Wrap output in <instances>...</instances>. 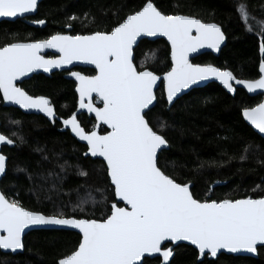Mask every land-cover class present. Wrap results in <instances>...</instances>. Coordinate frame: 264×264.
I'll list each match as a JSON object with an SVG mask.
<instances>
[{
  "label": "snow or ice",
  "instance_id": "obj_1",
  "mask_svg": "<svg viewBox=\"0 0 264 264\" xmlns=\"http://www.w3.org/2000/svg\"><path fill=\"white\" fill-rule=\"evenodd\" d=\"M37 5L38 0H0V17L23 15L34 11ZM236 11L249 25L248 31H253L247 5L239 3ZM72 19L76 17H69ZM157 34L166 37L171 45L172 66L163 74L169 103L182 89L209 77H214L228 92L234 91V84L242 85L250 93L264 90V59L260 61L257 79H238L227 68L190 63L189 54L197 49L207 46L215 50L220 46L225 40L221 27L191 15L164 14L153 0H146L110 31L97 30L84 35L56 32L46 39L0 46L3 101L25 110L36 109L53 121L56 115L49 99L29 95L15 82L35 69L48 72L74 61L94 66V75L78 71L69 75L76 79L78 109L93 113L96 124L86 131L76 112L61 122L80 141L86 142V155L103 158L118 198L106 218L77 219L63 213L44 215L28 210L18 199H9L0 192V249H22L23 231L42 225L79 230L78 246L62 256L58 264H143L145 254L157 253L164 264H170L174 253L172 248L163 247L166 241H188L202 255L213 257L221 249L255 253L257 245L264 246V196L200 201L193 197L190 182L179 183L158 166V151L168 141L150 126L145 110L155 100L153 86L159 77L147 68L138 70L133 62L137 37ZM259 35L260 52L264 53V26ZM44 49H55L59 55L46 58L41 55ZM243 116L264 133V102L244 108ZM101 125L108 129L103 135L97 131ZM164 127L161 122L160 128ZM0 143L13 145L15 141L0 133ZM6 159L0 154V175L6 171ZM77 207L83 211L82 204Z\"/></svg>",
  "mask_w": 264,
  "mask_h": 264
},
{
  "label": "trees",
  "instance_id": "obj_2",
  "mask_svg": "<svg viewBox=\"0 0 264 264\" xmlns=\"http://www.w3.org/2000/svg\"><path fill=\"white\" fill-rule=\"evenodd\" d=\"M146 0H44L34 16L44 20L35 28L24 20L0 22V46L13 42L46 39L56 33L69 35L110 31ZM164 14H184L221 26L226 45L219 56L203 54L196 64L227 68L238 79H257L264 53L259 30L264 22V0H153ZM247 5L250 25L236 11ZM87 14V15H86ZM69 17L76 19L69 20ZM70 24L71 27H65ZM50 55H47L49 57ZM154 56V58H153ZM138 70L147 68L157 75L170 69L169 48L165 41L143 40L134 49ZM85 75L92 70L79 69ZM29 95L45 96L53 106L56 119L44 113L26 114L3 108L0 96V133L15 141L13 148H2L7 157L0 191L18 199L28 210L44 215L63 213L65 217L101 219L110 214L115 202L114 189L102 161L86 155L87 148L77 143L62 124L75 110L74 83L61 74L37 75L20 85ZM156 106L146 114L153 130L168 141V149L158 155V166L179 183H191L195 199H253L264 196V139L248 127L241 117L246 107H254L261 96L249 97L237 89L234 96L216 84L192 90L167 109L162 85L156 91ZM86 130L94 125L85 115L77 117ZM17 121L18 123H13ZM161 122L165 127L160 128ZM100 128V132H105ZM15 133V135H13ZM81 172L86 175H80ZM99 189V191H98ZM93 200L95 202H93ZM82 204L83 211L77 205ZM80 237L63 230H39L24 238V252H0V264H58V260L78 246ZM197 252L186 245L174 249L170 264H264V247L258 258L221 254L216 260L197 263ZM159 258L143 264H159Z\"/></svg>",
  "mask_w": 264,
  "mask_h": 264
},
{
  "label": "water",
  "instance_id": "obj_3",
  "mask_svg": "<svg viewBox=\"0 0 264 264\" xmlns=\"http://www.w3.org/2000/svg\"><path fill=\"white\" fill-rule=\"evenodd\" d=\"M44 1V0H38V5H37V8L32 11V12H29V13H26V14H23V15H18L16 17H0V22H15L16 20H23V19H26V18H32L36 15L37 13V9H38V6L39 4ZM209 23H213V22H209ZM30 26L32 27H35V28H41L43 25H40V24H37V23H34V22H30L29 23ZM220 26V25H219ZM221 27V26H220ZM222 30V28H221ZM223 32V31H222ZM224 33V32H223ZM225 35V34H224ZM143 40H147V41H150V42H154V41H157V40H163L166 42V44L168 45V48H169V61H170V69H171V45L170 43L168 42L167 38L162 36V35H155V36H147V35H142L140 37H137V41L134 43L133 45V48L135 49L139 43ZM226 35H225V40L221 42L220 46L213 50L211 48H208L207 46L205 47H202V48H199L196 50V52H193V53H190L189 54V62L192 63V64H196V63H193V60L197 57H199L200 55H203V54H211L213 55L214 57H218L219 56V53L221 51V49L226 45ZM41 55H44L45 57L47 55H51V56H57L59 55L58 52H56L55 49H44L42 52H41ZM46 58H49V57H46ZM134 62V60H133ZM203 65V64H201ZM214 66V65H213ZM216 67V66H215ZM73 68H81V69H89V70H92L95 74V68L93 65H88L82 61H74L72 64L70 65H65V66H62L61 68H52L50 69L48 72H44L43 69H35L33 70V72L31 73H28L27 76L25 77H21L20 80L16 81L15 83L17 84V86L20 87V85L29 80L31 77L33 76H37V75H43L45 77H50L52 74L54 73H61V72H64V71H70L72 70ZM169 69V70H170ZM168 70V71H169ZM72 72V71H70ZM258 73L260 75V72H259V69H258ZM83 74V73H82ZM93 74V75H94ZM164 74V73H163ZM163 74L161 75H157L159 77V79L157 80L156 84L153 86L154 87V95H155V100L153 101V104L149 106V109L145 110V114L153 109L155 106H156V103H157V98H156V91L159 89V87L162 85V90H163V93H164V98H165V102L167 104V109H169L174 103L176 100H178L179 98H181L182 96L188 94L189 92H191L192 90H196V89H200V88H203L209 84H216L218 86H220L222 88V90L230 95V96H234L235 95V92L237 89H241L243 90L249 97H256V96H262V99L259 103L261 102H264V90H256L254 92H248L247 89H245L242 85H235L234 84V91L233 92H228L227 89H225L223 87V85L217 81L214 77H209L208 79L206 80H202V81H199L193 85H190L188 88L186 89H182L179 93H177L176 97L173 98V102L169 103L168 100H167V94L164 90V83H163ZM85 75V74H84ZM64 78L68 81H72L74 83V92L76 94V106H75V110L73 112H76L77 113V117L80 116V115H86L89 119H93L95 121V124H96V120H95V115L93 113H88V111L86 109H78L77 107V102H78V99H79V96H78V93L76 92V79L75 77H72L68 74H66L64 76ZM234 83V82H233ZM93 99H95V96L93 94ZM1 100H2V107L3 108H13V109H17L23 113H26V114H39L37 113L36 111H34V109H30V110H25V109H22L19 107V105H15L11 102H4L3 101V98L1 96ZM97 103H99L97 101ZM99 106L102 107V104L99 103ZM72 115V114H71ZM241 117H242V120L244 121V123L250 127L253 132H255L258 136H260L261 138L264 139V133H260L258 129H256L253 125H251L247 120L244 119V116H243V110L241 111ZM65 128L69 131V134L70 136L79 144L81 145H84L86 148H87V144L86 142L84 141H80L70 130V128H67L65 126ZM100 128H104L106 131L108 130L107 129V126L106 125H101L97 131L99 132V134L103 135L104 133H100ZM15 146V144L13 145H9L7 143H0V154H2V148L3 147H7V148H13ZM168 149V144L167 146H163V150H167ZM163 150H159L158 151V155L161 151ZM91 156V154H88ZM6 157V156H5ZM93 157V156H92ZM7 158V157H6ZM94 159H97L99 161H102L105 166H106V163L103 161V158L102 157H93ZM6 166H7V159H6ZM107 169V167H106ZM6 173V171H5ZM5 173L0 175V182L2 180V178L5 176ZM110 180V179H109ZM111 184V182H110ZM112 186V185H111ZM113 187V186H112ZM191 187H192V184L190 183V190H191ZM114 189V187H113ZM1 192V191H0ZM114 196H115V191H114ZM242 199V198H241ZM118 198L115 196V202H117ZM120 206H123V202H120ZM39 230H63V231H69V232H74L76 233L80 238V233H79V230L78 229H75V228H72L71 226H63V225H42V226H30L28 228H26L23 233H22V244H23V248L22 249H17L15 251L13 250H5V249H0V252H2L3 254H11V255H17V254H22L24 252V238L25 236L30 233V232H33V231H39ZM179 245H186V246H189L191 248H193L196 252H197V259H196V262L199 263L201 261L204 260V258H206L207 260H216L221 254L223 255H226V256H233V257H246V258H253V259H256L258 258V249L261 248V247H264V246H261V245H257V251L255 253H249V252H246V251H243V250H240V251H237L235 253L233 252H230L226 249H221V250H218V254L216 257H213L211 256L210 254H204L202 255L199 250L194 246L192 245L190 242L188 241H176V242H172V241H166V242H163V247H170L173 249V253H174V249L179 246ZM174 257V254L172 257H170V262L171 260L173 259ZM154 258H159L160 260V263L159 264H164L163 262V259L162 257L157 253V254H145L143 257H142V260L144 261L145 259H154Z\"/></svg>",
  "mask_w": 264,
  "mask_h": 264
},
{
  "label": "flooded vegetation",
  "instance_id": "obj_4",
  "mask_svg": "<svg viewBox=\"0 0 264 264\" xmlns=\"http://www.w3.org/2000/svg\"><path fill=\"white\" fill-rule=\"evenodd\" d=\"M24 21H27V22H33V21H35V19H34V17H32V18H26V19H23ZM47 57V56H46ZM49 57H53V56H49ZM79 69H81V68H73L72 70H70V71H78V72H80L79 71ZM70 71H64V72H61V73H54V74H61L63 77L66 75V74H68ZM93 74H94V72H93ZM93 74H91V75H93ZM43 76V75H42ZM65 79V78H64ZM26 82V81H25ZM24 83V82H23ZM75 93V92H74ZM76 95V94H75ZM261 99H262V96H261ZM98 104V106H99V103H97ZM76 106V105H75ZM34 111H36L37 113H39V111L38 110H36V109H34ZM41 113V112H40ZM81 116V115H80ZM86 116V115H85ZM79 117V116H78ZM87 117V116H86ZM88 118V117H87ZM89 119V118H88ZM92 119V118H91ZM94 125H95V121H94ZM93 128V127H92ZM92 128L90 129V130H92ZM90 130H88V131H90ZM106 132V131H105ZM100 133H104V132H100Z\"/></svg>",
  "mask_w": 264,
  "mask_h": 264
}]
</instances>
